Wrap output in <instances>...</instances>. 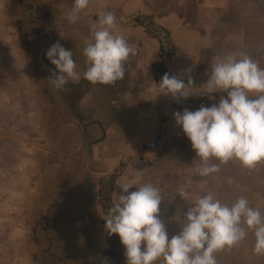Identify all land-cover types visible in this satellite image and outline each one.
<instances>
[{
    "label": "crops",
    "instance_id": "crops-1",
    "mask_svg": "<svg viewBox=\"0 0 264 264\" xmlns=\"http://www.w3.org/2000/svg\"><path fill=\"white\" fill-rule=\"evenodd\" d=\"M10 3H29L33 23L49 32L42 55L48 77L58 71L45 56L54 41L70 49L84 70L82 48L102 11L114 13L113 31L135 48L121 79L92 84L81 76L59 89L69 116L54 120L43 142L40 117H26L17 102L2 100L10 89L17 91V82L0 87V170L16 171L18 213L26 209L30 216L27 248L18 245L20 264H99L107 247L99 179L130 158L131 164L115 177L112 199L123 182L134 184L129 191L151 182L160 190L158 216L169 236L180 231L184 212L204 192L224 203L244 196L264 215V160L248 168L238 159L220 163L212 157L218 170L197 173L199 157L172 115L182 109L172 106L170 94L158 93L154 82L157 41L133 21L146 14L165 26L174 45L165 68L186 83L190 77L189 88L204 92L212 64L227 52L245 53L264 68V0H89L75 22L65 17L73 0H0V45L8 44L14 27L20 44L25 43ZM156 131L162 142L149 150L145 144ZM180 191L188 195L182 198ZM249 236L253 231L246 228ZM214 255L217 264V251Z\"/></svg>",
    "mask_w": 264,
    "mask_h": 264
},
{
    "label": "clouds",
    "instance_id": "clouds-1",
    "mask_svg": "<svg viewBox=\"0 0 264 264\" xmlns=\"http://www.w3.org/2000/svg\"><path fill=\"white\" fill-rule=\"evenodd\" d=\"M88 3L73 0L65 12L66 19L75 22ZM114 25L112 11L98 14L97 26L82 48L86 58L82 72L72 51L58 41L46 49L45 56L58 70L48 78L55 89H62L69 80L78 82L81 76L92 84H111L124 76L125 62L135 48L113 31ZM191 83L190 77L185 83L165 72L158 93L186 98L194 92L189 89ZM206 84L204 92L220 90L226 94L218 103L172 113L199 157L197 173L203 176L218 170V164L210 162L212 157L220 163L238 159L248 168L264 160V68L245 53L227 52L212 64ZM250 92L257 95L250 96ZM131 185H118L120 191L103 218L108 234L118 235L126 264H154L158 259L160 264H216L214 253L243 239L246 228L253 231V252L264 254V215L250 206L246 197L224 203L212 192L195 196L184 212L180 231L169 236L158 216L162 198L159 188L145 182L129 191ZM178 193L182 198L188 195Z\"/></svg>",
    "mask_w": 264,
    "mask_h": 264
},
{
    "label": "rangeland",
    "instance_id": "rangeland-1",
    "mask_svg": "<svg viewBox=\"0 0 264 264\" xmlns=\"http://www.w3.org/2000/svg\"><path fill=\"white\" fill-rule=\"evenodd\" d=\"M28 5L29 3L13 6L10 3V8L15 7L18 14L17 26L23 32L25 43L20 44L14 27L15 30H11L6 37L8 44L0 45V87L17 82V91L12 92L10 89L2 95V100L17 102L26 117H40L43 142L54 120L58 122L69 114H66L61 102V91L57 89L56 92L48 80L47 66L42 59L47 35L41 26L33 23V14ZM11 23L15 25V21ZM11 58L15 60L11 61ZM19 111L21 112L20 109ZM5 172L2 174L0 170V264H20L18 245L23 247L24 244L26 247L30 216L26 209H21L18 213L16 171ZM253 243L254 236H249L231 247L217 250V264H264V254L254 253Z\"/></svg>",
    "mask_w": 264,
    "mask_h": 264
},
{
    "label": "built area",
    "instance_id": "built-area-1",
    "mask_svg": "<svg viewBox=\"0 0 264 264\" xmlns=\"http://www.w3.org/2000/svg\"><path fill=\"white\" fill-rule=\"evenodd\" d=\"M133 21L136 24L140 25L157 41L158 49L156 60L153 66V78L156 86L158 87V83L160 82L163 73L167 72L169 75H173L169 73L165 68V63L174 52V45L170 36V32L165 26L158 23L156 20H154V18L146 14L137 15ZM177 77L183 80L181 77ZM170 96L171 104L174 108H188L190 110H194L201 105L208 106L210 104L218 103V100L220 98L219 95H209L205 92L200 91H194L186 98H181L179 96L173 97L171 94ZM161 142V134L159 131H156L146 142L145 146L147 149L153 150L157 148L161 144ZM132 161L133 158H130L124 164H120L114 171L104 172L100 176L98 183V202L104 217L106 216L107 209L113 202L112 192L115 177L120 171L125 168V164H131ZM106 242L107 247L100 257L99 264H126L124 248L119 241L118 235L116 233H112L111 235H109L106 230Z\"/></svg>",
    "mask_w": 264,
    "mask_h": 264
},
{
    "label": "water",
    "instance_id": "water-1",
    "mask_svg": "<svg viewBox=\"0 0 264 264\" xmlns=\"http://www.w3.org/2000/svg\"><path fill=\"white\" fill-rule=\"evenodd\" d=\"M46 34H47V42L49 41V39H50V34H49V32H46ZM46 42V43H47Z\"/></svg>",
    "mask_w": 264,
    "mask_h": 264
}]
</instances>
